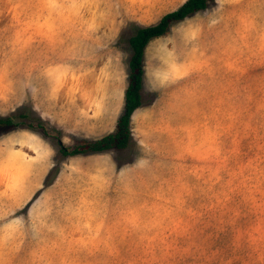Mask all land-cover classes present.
Segmentation results:
<instances>
[{"label": "rangeland", "instance_id": "1", "mask_svg": "<svg viewBox=\"0 0 264 264\" xmlns=\"http://www.w3.org/2000/svg\"><path fill=\"white\" fill-rule=\"evenodd\" d=\"M186 0H0V264H264V0L153 38L124 149L130 37ZM60 142V143H59Z\"/></svg>", "mask_w": 264, "mask_h": 264}, {"label": "trees", "instance_id": "2", "mask_svg": "<svg viewBox=\"0 0 264 264\" xmlns=\"http://www.w3.org/2000/svg\"><path fill=\"white\" fill-rule=\"evenodd\" d=\"M210 0H186L180 7L164 14L154 25L140 27L130 37L132 56L129 62V83L125 90L124 108L119 116L113 131L96 139H84L76 146L69 148L60 142V152L63 156H72L90 152H101L111 149H124L131 140V117L142 104L143 85V57L148 43L156 37L163 35L174 21L185 19L190 14L207 7ZM16 116L0 117V129L14 128L19 123H25L30 128L41 130L47 134L48 130L40 117L31 118L28 113H21L18 117L22 122L15 121Z\"/></svg>", "mask_w": 264, "mask_h": 264}]
</instances>
